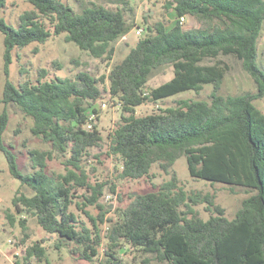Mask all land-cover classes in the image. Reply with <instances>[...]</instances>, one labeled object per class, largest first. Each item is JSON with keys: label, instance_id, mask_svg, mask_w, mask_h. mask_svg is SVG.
<instances>
[{"label": "trees", "instance_id": "16d2710c", "mask_svg": "<svg viewBox=\"0 0 264 264\" xmlns=\"http://www.w3.org/2000/svg\"><path fill=\"white\" fill-rule=\"evenodd\" d=\"M9 0H0V32L4 36V72L7 77L0 105V153L6 157L11 176L32 195L21 193L12 204L18 214L30 213L59 245L68 246L76 260L97 264H127L119 254L123 243L152 254L168 264H264V114L255 101L264 98V69L258 63V43L264 28V0H173L170 8L178 22L168 28L158 22L127 56L100 80L80 72L74 80H45L40 71L37 83L10 81V65L16 48L46 43L62 36L97 59L112 60L114 43L129 30L123 9L101 5L81 12L62 0H25L32 10L19 17L14 28L2 16ZM128 5L127 0H118ZM192 17L203 29L185 30L180 18ZM234 56L251 76L255 93L222 95L228 68L221 62L204 64L220 56ZM170 65L174 76L146 92L151 76ZM109 81V93L118 100L123 115L110 135L109 153L121 159V179L140 180L151 175L158 164L170 174L185 157L192 178L212 184L246 189L250 195L232 219L216 204L215 196L188 194L173 174L158 190L138 193L121 210L119 217L106 219L100 204L105 183L91 184L82 160L89 149L99 147L103 137L97 129L102 84ZM212 85L211 100H182L178 106L137 116L146 102H157L187 91L199 93ZM13 105L32 120L31 133L51 145V150H30L31 172L20 170L12 148L4 142L9 125L7 107ZM94 114V119H90ZM70 157L66 173L51 175L48 162L54 154ZM87 189L89 195L78 204L92 222L80 227L71 211L73 191ZM114 191V187L112 188ZM206 204L208 220L194 206ZM100 210L93 217L87 210ZM184 208V210H182ZM13 224L14 218L8 215ZM108 223L107 247L103 257L100 225ZM24 229L26 221H21ZM26 259L46 260V249L36 242L25 251Z\"/></svg>", "mask_w": 264, "mask_h": 264}, {"label": "rangeland", "instance_id": "374dc122", "mask_svg": "<svg viewBox=\"0 0 264 264\" xmlns=\"http://www.w3.org/2000/svg\"><path fill=\"white\" fill-rule=\"evenodd\" d=\"M70 5L75 12H81L86 7L101 5L110 9H123L128 32L114 43L115 54L112 60L97 59L88 52L80 50L75 44L66 42L64 35L52 36L46 43H33L24 48H16L13 52V62L10 65L9 79L15 85L30 81L37 83L40 71L47 70L45 80L57 78H68L74 80L80 72H88L96 79L107 77L111 69L120 63L129 51L139 40L148 36L151 28L158 22H162L166 27L171 28L178 22V18L170 8L173 0H127L128 5L118 3V0H62ZM32 6L25 0H9L2 16L8 24L14 28L19 27L20 15ZM185 30L203 29L206 24L197 21L192 17H186L182 24ZM142 29L141 34H137L138 29ZM259 57L258 63L264 69V28L258 43ZM4 36L0 32V97L3 94L6 75L4 72ZM221 62L228 68L223 85L219 90L222 95H243L255 93L256 85L245 70L242 62L234 56H220L217 59H210L204 64H215ZM174 76L173 68L166 65L157 70L150 78L146 92L157 88L161 84L171 80ZM103 90L102 99L94 104L98 110L97 129L103 137L99 147L89 149V153L82 160L83 168L89 176L91 184L105 183L104 196L100 200L106 213V219L119 217L121 210L127 207L138 193L155 191L160 186L171 180L173 174L179 179V187L188 194L200 193L202 195L211 194L215 196L216 204L222 206L226 211V216L232 219L242 205V201L250 193L240 187H232L225 184H212L208 181L192 178L188 170L185 157H181L172 167L170 174H165L158 164L153 165L151 175L140 180H130L119 178L123 170L122 161L119 157L109 153L110 135L120 122L123 115L122 108L118 100L112 98L109 93V81L101 85ZM214 87L206 85L199 93L187 91L177 96L167 98L157 102H146L136 109L137 116H145L157 113L160 109L178 106L182 100H205L210 101ZM255 105L264 114V98L255 101ZM5 107L0 105V115ZM9 114V125L4 133V142L17 156L19 168L24 173L31 172V162L29 151L40 150L49 151L51 145L43 142L40 138L31 133L32 120L23 115L16 106L10 105L7 108ZM55 158L48 162L47 172L51 175H61L66 173L65 162L70 157L54 154ZM114 187V191L112 188ZM21 193L32 195L31 190L21 186L20 182L14 179L8 168L6 157L0 153V264H97L98 260L87 262L76 260L69 251L68 246L59 245L55 235L46 233L38 224L37 219L30 213H16L12 201ZM87 189H75L73 191V205L71 211L79 218L80 227L92 228V222L79 210L78 204L84 202V196L89 195ZM197 214L203 220H208L211 212L206 210V204L194 206ZM93 217H96L100 210L90 206L87 208ZM184 210V208H182ZM8 215L14 218L11 223ZM21 221H26L27 228L24 229ZM108 223L100 225L103 242L101 255L107 247ZM36 242H41L46 249V260L39 262L35 257L26 259L25 251ZM119 254L121 259L127 264H168L159 262L154 255L145 254L142 250L123 243Z\"/></svg>", "mask_w": 264, "mask_h": 264}, {"label": "built area", "instance_id": "2783aa9c", "mask_svg": "<svg viewBox=\"0 0 264 264\" xmlns=\"http://www.w3.org/2000/svg\"><path fill=\"white\" fill-rule=\"evenodd\" d=\"M185 19H186V17H182V18H180V19H179V20H180V24H183V23L185 22ZM141 32H142V29L139 28V29L137 30V34H141ZM90 119H92V120L94 119V114L91 115Z\"/></svg>", "mask_w": 264, "mask_h": 264}]
</instances>
